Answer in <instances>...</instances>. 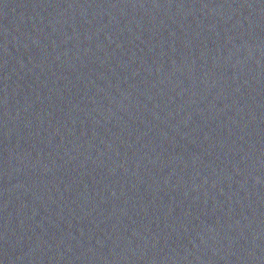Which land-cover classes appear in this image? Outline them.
I'll return each mask as SVG.
<instances>
[{
    "label": "water",
    "instance_id": "water-1",
    "mask_svg": "<svg viewBox=\"0 0 264 264\" xmlns=\"http://www.w3.org/2000/svg\"><path fill=\"white\" fill-rule=\"evenodd\" d=\"M0 264H264V0H0Z\"/></svg>",
    "mask_w": 264,
    "mask_h": 264
}]
</instances>
